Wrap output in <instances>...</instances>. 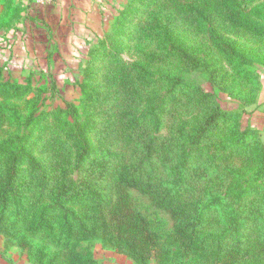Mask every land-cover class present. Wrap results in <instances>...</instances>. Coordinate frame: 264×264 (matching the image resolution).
Here are the masks:
<instances>
[{
	"label": "rangeland",
	"instance_id": "374dc122",
	"mask_svg": "<svg viewBox=\"0 0 264 264\" xmlns=\"http://www.w3.org/2000/svg\"><path fill=\"white\" fill-rule=\"evenodd\" d=\"M7 1H0V137L13 133L27 135L25 145L32 144L31 151L40 160L43 143L55 136L71 146L73 165L79 157L78 151L83 152L86 144L93 148L104 141L98 131L109 126L114 131L112 154L108 156L111 168L127 167L126 178L162 184L153 187V198L122 185L116 189L115 177L109 178L113 173L110 169L97 182L106 185V181H115L103 193L112 195L113 200L122 196L127 202L134 200L163 232L171 230V209L185 205L188 213L181 215L182 220L198 228L200 238L207 237L211 251L226 247L227 259L236 256L229 249L239 250L238 262L232 264H264V228L250 223L237 234H222L216 211L202 210L197 205L203 199L205 182L196 178L184 187H166L161 154L144 159L136 140L130 139L128 133L121 131L115 137L117 112H122L129 102L136 113H144L141 118L147 127L153 131V124L158 121L159 133L174 137L181 144L183 135L200 116L201 95L210 92L218 110L230 113L232 120L201 139L199 143L205 148L199 152L201 157L193 160V173L202 179L204 173L197 165L204 159L224 175L226 167H233L244 181H250L248 185L256 183L257 191L262 192L264 176L250 180L253 155L233 151L230 141L236 136L232 133L236 123L240 129L256 133L259 146L264 144V34H255L250 24L231 21L229 13L226 15L223 10V2L227 0H56L49 4L34 0ZM235 2L238 4L235 9L245 16L250 14L254 18L258 13L264 14V0ZM159 4L163 7L157 9L159 14H154L152 23H156L157 29L139 30L140 23L148 26L151 21L152 16L145 17L149 8ZM196 6L210 12L209 23L195 21L191 8ZM256 7L259 12L251 13ZM157 18L161 20L157 22ZM258 19L263 27L264 17ZM210 28L217 35L216 42L210 38ZM235 50L242 55V62L234 57ZM240 74L247 77L240 79ZM178 79L185 84L174 86ZM116 98L112 115L110 100ZM73 137L84 141L83 144L74 143ZM81 146L83 149H79ZM81 157L79 168L73 170H79L89 182L96 181L98 170L87 171L92 152H83ZM47 162L46 158L38 163ZM54 174L57 178V172ZM99 192L102 193L101 189ZM31 195L25 202L0 205V217H10L24 209L36 200L37 196ZM252 195L256 197L255 193L246 197ZM162 197L176 198L178 203L161 207ZM259 203L255 202L253 207L259 209ZM81 206L78 198L66 203L60 211L48 213L77 221L83 217ZM11 240L0 230V264H38L27 258L21 245ZM91 241L89 251L97 264H140L110 240L96 237ZM246 250L248 253L243 256ZM208 260L210 264L219 263L215 257ZM147 264H155L154 258H149Z\"/></svg>",
	"mask_w": 264,
	"mask_h": 264
},
{
	"label": "trees",
	"instance_id": "16d2710c",
	"mask_svg": "<svg viewBox=\"0 0 264 264\" xmlns=\"http://www.w3.org/2000/svg\"><path fill=\"white\" fill-rule=\"evenodd\" d=\"M237 5L235 0L224 1L223 10L226 15L229 13L231 21L241 25L250 24V27L254 29L252 31L262 36L264 30H261L264 29V25L261 26L258 16L264 17V14L258 13L259 7L252 9L251 13H258L252 18L250 14L245 16L242 11L235 9ZM159 7L163 6L159 4L149 8L145 17L152 16L151 21L148 26L140 23L139 30L149 31L153 27L157 29L156 23L154 25L152 23L154 14L157 12L159 14L157 10ZM192 10L194 19L199 24L209 23L211 20L210 12L206 8L196 6L192 7ZM160 20L157 18L156 21ZM209 30L212 32L210 38L212 37L216 42L215 31L211 28ZM233 55L238 61H243L240 60L242 55L237 50L233 51ZM237 70L241 72V68L237 67ZM120 74H124V71ZM243 77H247V74H240V79ZM175 84L174 86L185 83L178 79ZM211 97L210 92L201 95L199 101L201 106L198 110L200 116L183 135L181 144H177L174 137H166L159 133L160 122L153 124V131L151 127H147L146 121L141 118L144 113H136L129 102L126 103L122 112H117L115 120L118 127L115 137L121 131L128 133L130 139L136 140V147L144 159L161 154L160 162L167 179L164 181L166 187H184L189 181H196V178L197 181L205 182L203 199L197 205L202 210L214 209L216 211L222 234H237L250 223H258V228L259 226L264 228V188H261L262 192H258L260 191H257L259 185L256 183L248 185L247 182L250 181H244L242 175L237 173L233 167H226L227 173L224 175L219 172L217 166H211L204 159H201L197 165V168L204 173L202 179L193 173V160L200 158L199 152L205 148L199 143L201 139L217 126L225 123L227 125L232 120L230 113L218 110L217 105L211 101ZM117 101L118 98L110 100L112 115L115 113L113 109ZM234 126L237 128L232 133H236V136L230 141V146L233 151H246L253 155L251 157L254 162L253 173L250 180L256 181L264 176V144L258 145L257 134L253 131L240 129L236 123ZM98 133L104 140L103 142L101 140L100 145L93 148H89L88 144L85 147L83 145L84 153L92 152V158L89 160L90 168L87 171L98 170V176L94 182L83 178L79 170H73V168H79L83 152L78 151L79 157L71 165V146H66L55 136L43 143L41 148L43 157L40 160L33 155L32 144L29 147L25 145L27 135L19 136L13 133L5 138L0 137V205L6 207L21 201L25 202L31 199L32 193L37 196L35 201H30L24 209L16 211V214L10 217H0V230L6 232L12 242L24 248L28 259L38 264H97L89 251L91 244L88 242L100 237L112 241L119 250L125 251L140 264H147V260L151 257L154 258L155 264H210L208 259L211 257H215V262L218 260L217 264L238 262L237 257L241 255L239 250L229 249V252L236 256L226 259V247L218 248L216 252L211 251L212 246L205 240L207 237H201V239L199 229L193 228L194 225H189L182 220L181 215L188 213L187 206L178 205L175 207L177 209H171V230L163 232L161 228L155 227L154 222L148 216L143 214L134 200L127 202L124 196L113 200L112 195L103 193V191H109L115 181H106V185H99L97 182L104 179L110 169L113 173H110L109 178L115 177L116 189L122 185L153 198V187H159L162 183L154 185L152 180L126 178L127 167L111 168L108 156L112 154L110 146L114 131L106 126L101 127ZM73 138V142L79 145L84 142L79 138ZM208 157L212 160L213 154ZM46 158L49 160L46 165L38 163ZM60 159H63L65 164L59 161ZM71 171L75 173L70 176ZM56 172L57 178H54ZM227 176L231 177L226 178ZM225 183L226 187H224ZM249 193H255L256 197H253L254 195L246 197ZM28 195L31 196L27 197ZM78 198L82 204L83 217L81 220L62 219L57 217L56 213L49 215V210L59 209L60 211L66 203ZM258 201H260V208L256 209L253 205ZM173 203H178L173 197L171 199L162 197L159 201L161 207L166 205L170 207ZM37 207H39L38 210ZM247 253L248 250L243 256ZM221 258L225 259L221 260Z\"/></svg>",
	"mask_w": 264,
	"mask_h": 264
},
{
	"label": "built area",
	"instance_id": "2783aa9c",
	"mask_svg": "<svg viewBox=\"0 0 264 264\" xmlns=\"http://www.w3.org/2000/svg\"><path fill=\"white\" fill-rule=\"evenodd\" d=\"M38 4H48V3H53L56 0H34Z\"/></svg>",
	"mask_w": 264,
	"mask_h": 264
},
{
	"label": "crops",
	"instance_id": "0c3cea01",
	"mask_svg": "<svg viewBox=\"0 0 264 264\" xmlns=\"http://www.w3.org/2000/svg\"><path fill=\"white\" fill-rule=\"evenodd\" d=\"M1 1V0H0ZM10 2H14L13 0H9ZM17 2H21L20 0L19 1H17ZM49 4V3H48Z\"/></svg>",
	"mask_w": 264,
	"mask_h": 264
}]
</instances>
